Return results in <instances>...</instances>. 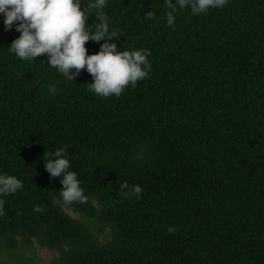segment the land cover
<instances>
[{
    "label": "trees",
    "instance_id": "obj_1",
    "mask_svg": "<svg viewBox=\"0 0 264 264\" xmlns=\"http://www.w3.org/2000/svg\"><path fill=\"white\" fill-rule=\"evenodd\" d=\"M167 11L165 0H108L119 50L150 49L152 68L106 98L86 69L68 81L46 55L10 52L20 32L0 15V174L24 185L0 196V264L6 252L40 264L19 252L34 239L57 252L52 264H264V0L178 9L172 27ZM102 43L86 42L88 54ZM59 147L88 203L63 202L46 170ZM125 182L139 199L121 195Z\"/></svg>",
    "mask_w": 264,
    "mask_h": 264
},
{
    "label": "clouds",
    "instance_id": "obj_2",
    "mask_svg": "<svg viewBox=\"0 0 264 264\" xmlns=\"http://www.w3.org/2000/svg\"><path fill=\"white\" fill-rule=\"evenodd\" d=\"M167 26L175 23L178 9H191L193 15L207 13L210 9H221L229 0H165ZM108 0H92L82 9L81 0H0V15L4 17L5 30H11L15 23L20 36L10 44V52L24 61L37 60L46 55L47 67L56 69L68 81H74L85 70L93 77L89 91L106 98L119 97L128 85L136 87L137 82L149 77L152 55L150 49L119 50L115 40L121 34L110 30V21L104 9ZM95 10L98 23L89 27L87 22ZM147 18L155 20L152 11ZM115 38V40H113ZM103 43L97 53L88 54L86 42ZM43 64V63H42ZM74 70V71H73ZM55 94L58 89L49 86ZM46 170L51 177H59L62 183L60 196L63 202L88 203L89 196L81 187L75 171H70L71 161L67 158L66 147H59L52 153H45ZM24 185L14 175L0 174V196L18 193ZM121 195L125 198L141 197L139 184L129 187L127 182L120 185ZM34 212H43L39 205ZM4 200L0 199V217L4 216ZM178 228L170 226L169 233Z\"/></svg>",
    "mask_w": 264,
    "mask_h": 264
},
{
    "label": "rangeland",
    "instance_id": "obj_3",
    "mask_svg": "<svg viewBox=\"0 0 264 264\" xmlns=\"http://www.w3.org/2000/svg\"><path fill=\"white\" fill-rule=\"evenodd\" d=\"M79 218V215H76ZM34 244L28 245L26 248H20L19 252L26 254L28 257L34 258V262L40 264H52L58 257L55 250L49 248L40 247L34 239ZM3 258L9 263L13 264L14 257L9 253H4Z\"/></svg>",
    "mask_w": 264,
    "mask_h": 264
}]
</instances>
